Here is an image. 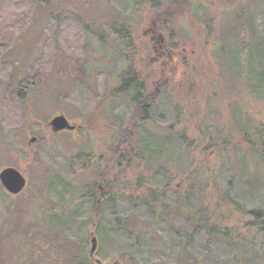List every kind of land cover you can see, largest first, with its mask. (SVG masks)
Wrapping results in <instances>:
<instances>
[{
	"label": "rangeland",
	"instance_id": "1",
	"mask_svg": "<svg viewBox=\"0 0 264 264\" xmlns=\"http://www.w3.org/2000/svg\"><path fill=\"white\" fill-rule=\"evenodd\" d=\"M120 1L123 9L113 0H0V171L13 168L26 181L15 197L0 186L3 264H70L69 254L50 235L58 223L73 241L84 243L78 246L88 257L95 239V264H121L117 251L125 243L110 229L120 212L129 214L128 207L114 203L97 226L85 202L69 209L63 205L66 199L57 202L50 192L60 181L68 184L65 193L97 184L95 160L89 163L85 157L104 154L112 160L117 149L130 144L138 162L121 174L119 193L133 194L137 177L145 189L146 183L153 190L164 180L170 183L166 202L172 209L164 229L157 224L149 233L163 254L169 253L161 242L166 229L190 232L186 216L200 215L202 209L210 225L228 227L235 235L245 232L247 243L238 256L241 246H219L202 232L195 236L193 263L203 264L205 256L220 261L226 253L231 260L237 256L238 264H264V234L243 230L248 218L240 217V211L264 210V163L248 147L264 119V91L248 88L262 78L264 90V0ZM15 13L31 17L21 34L9 28L20 25L19 18L11 20ZM69 24L74 28L70 34L81 37L80 44L71 45L73 64L66 67L61 46L67 38L61 27ZM119 28L126 40L117 36ZM151 30L162 38V49L150 40ZM243 32L248 59L239 53ZM129 71L138 72L153 99L148 121L135 138L140 110H134L130 97L111 98L109 92ZM30 74L38 83L20 100L18 83ZM56 116L78 129L52 134L47 124ZM241 131L248 132L246 138ZM162 137L163 155L155 160ZM143 138L148 150L140 155ZM146 221L136 213L129 227L144 229Z\"/></svg>",
	"mask_w": 264,
	"mask_h": 264
},
{
	"label": "trees",
	"instance_id": "2",
	"mask_svg": "<svg viewBox=\"0 0 264 264\" xmlns=\"http://www.w3.org/2000/svg\"><path fill=\"white\" fill-rule=\"evenodd\" d=\"M113 1H115V3L119 4L120 6L122 5V9L124 8V6H126L124 1ZM187 6L189 5L187 4ZM123 12H125V9L123 10ZM16 18L20 19L19 27L17 28L9 26V28H14L19 34H21L25 29H27L28 25L30 24L31 17L29 16V19L25 17L27 19L26 20L25 18H22L15 13L13 14V18L11 19L12 22H15ZM73 30V25L70 24L66 25L65 28L61 27V31H64L65 38H67L66 42H62L65 44L61 46L64 49V60L66 62V67H70L73 64V54L75 52L71 48V45L74 46V42L77 43V45L80 44L81 36H77V38L75 39V35L73 33L70 34ZM116 34L117 36H119L120 39L126 40L127 33L124 31L123 28H119L116 31ZM246 39L247 36L243 32V40L241 41L242 46L239 52L240 58L243 59H248L247 55H249V45ZM47 40H50L52 45L53 41L51 39ZM51 45L50 48H53V46ZM51 52L53 53V49ZM260 54L261 53H259V56ZM53 58L54 55L52 56V59ZM43 61L44 57L39 58L37 60L36 68H39L40 62ZM43 74L44 73L41 72L40 74L38 73L36 75L39 76ZM80 74L82 75V71ZM33 78V75L30 74L18 83L17 96L20 100H24L27 89L36 86V83H38V81H33ZM261 79L262 78L256 79L253 83H250L249 86L247 85L248 88L251 90V93L253 92L254 88L261 89V92L264 91L260 87ZM109 92L111 94V98L115 97V95L130 97V101L133 105L134 110H140L142 116L140 114L137 115V117H141L138 123L134 125L132 131L133 136L135 138L137 130L141 129L142 127H145V124L148 121V116L153 107V100H151L150 103H145V98L148 96V93L143 83V80L140 79V75L138 74V72L129 71L126 76H123L119 80L116 88L112 89ZM259 94L261 93L259 92ZM241 135L244 139L248 135V132L241 131ZM172 138L173 140H175L174 137ZM252 138L254 139V141L252 143H249V145L247 143L248 147L250 148L249 150L254 156V158H257L259 161H262L264 163V119L260 127L254 129L252 133ZM144 139L145 138H143V140ZM176 139H178L187 148L191 146V143L185 136H179ZM42 141L43 139L40 138L39 142L41 143ZM165 142V138L162 137L160 146L154 151L153 158L155 160H157L158 157H161L163 155L161 154V150L164 149L163 147ZM144 144H146L144 148H140V155L144 154V152L148 150L146 148L148 147L147 144H149V142L147 141L145 143L144 140ZM134 150L135 149L133 144L123 145L121 148L117 149L116 153L113 155L114 157L112 160H108L104 154L97 156L88 154L85 157L86 162L88 160V157L92 156L94 157V159L92 158V160H95L96 163V171L93 172L94 175H96L97 184L85 186L81 189L74 188L71 193H65L66 190L68 191V184L62 183L60 181L58 184L56 183L55 188L53 189V191L50 192L51 197H53V199H55L57 202L61 199H66L67 201H64L63 205L64 207H67L69 209L74 205H78L81 202H85V210L87 211L89 218H92V221H95V224L97 223V226H99V220L101 219V217L104 216L106 211L110 210L114 203L121 202L123 205L125 204L129 209V211H127L129 214L120 212L121 215L115 217L112 220L110 229V231L116 233V235H121L122 240L125 243L123 249L121 248L117 251L120 255L121 264H183L179 261L183 259L185 255L186 257H188V262L186 264H195L193 263L194 260L191 261L192 258L190 256L194 257L192 249L195 242V236L200 235L202 232L206 234V239L212 238L214 242L219 246H221V244H226L228 245V247L232 248L234 244H238L242 247V249L237 250V253L239 254L238 256H240L243 251H245L244 243L245 241L247 243V237L244 235L245 232L235 235L232 229H229L228 227H224L223 229H221L218 225H210V217L207 216L202 209H198L199 211L197 214L200 215H196L194 217L190 215L186 216V223L192 224L190 232L187 231L188 233H184L171 228L166 229L167 231L165 230L166 233L162 237L161 242L167 244L166 249L169 250V253L163 254V251L161 249L164 248H159L158 245L156 246L153 241L154 238L151 237L149 233L151 228H153L154 225L156 226L157 224L164 229V218H167L169 211H171L172 209V207H170L169 204L166 202V200L168 199L167 193L170 187V183L163 179L164 182L160 185V187L158 188L157 186L159 185H156V187H154V190L153 188L151 189V186H149L148 183H146V188L148 189H145L144 183H141L139 177H137L133 181V194L126 196L124 193H119L116 190V183L120 180L121 174L123 176H126L127 169L137 166L135 164L138 162V158ZM82 169L84 170L85 168ZM159 173H161V176L163 175L162 172ZM228 182L229 180L226 182V184L230 187L231 183ZM64 194H68L66 195L67 198L64 197ZM185 204L186 206L189 205V203H187V199H185ZM240 212L241 218L243 216L248 218L244 221L245 223L242 225L243 230H255L256 233L264 234V210H251L247 212L245 211L243 213L242 211ZM136 213L140 215L143 214L146 217V228L143 229L141 225L135 228L129 227V223L132 220V216ZM135 220L141 222V219L138 217H136ZM50 235H52L53 238L56 239L58 247L60 246L59 249L69 254L68 262L70 264H95V262L91 260L93 256H86L85 247L81 249L78 246V244H81L83 246L84 243H81L79 241H73L71 234L68 233V230L66 228L62 229L61 226H59V223L54 228V230H52V234ZM98 237H100L99 234ZM73 239L75 240L74 237ZM252 239H250L248 243H252ZM99 240L101 242V237ZM75 246H78L80 248L79 252L76 251L77 249L75 248ZM208 257L205 256L202 259L203 264L239 263L237 256H233V260H231L227 257L226 253L222 254L220 261L211 260ZM0 264H3L1 257Z\"/></svg>",
	"mask_w": 264,
	"mask_h": 264
},
{
	"label": "water",
	"instance_id": "3",
	"mask_svg": "<svg viewBox=\"0 0 264 264\" xmlns=\"http://www.w3.org/2000/svg\"><path fill=\"white\" fill-rule=\"evenodd\" d=\"M52 134H59L63 132H73L76 127L68 123L63 116L54 117L48 124ZM35 142V139H31L29 144ZM0 186L9 196H18L21 194L26 186V181L22 174L13 168H6L0 171ZM91 248L89 250V256L92 257L95 249V239H91Z\"/></svg>",
	"mask_w": 264,
	"mask_h": 264
},
{
	"label": "flooded vegetation",
	"instance_id": "4",
	"mask_svg": "<svg viewBox=\"0 0 264 264\" xmlns=\"http://www.w3.org/2000/svg\"><path fill=\"white\" fill-rule=\"evenodd\" d=\"M149 32H150V36H151V37H150V40H151V41H152V40H155L154 43L157 42L158 45H160L159 48L162 49V48H163V46H161L162 38H161L160 36H157V37H156V36H153V35H155V33H154L152 30L149 31ZM145 34H146V33H145ZM145 100H146L147 103H150V101L153 100V99H151V97H149V95H148V96L145 98ZM76 129H78V128H76ZM76 129H75L73 132H75ZM92 158L94 159V157H92V156H89V157H88L89 163L91 162ZM88 171H90V170H88Z\"/></svg>",
	"mask_w": 264,
	"mask_h": 264
}]
</instances>
